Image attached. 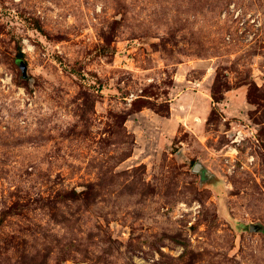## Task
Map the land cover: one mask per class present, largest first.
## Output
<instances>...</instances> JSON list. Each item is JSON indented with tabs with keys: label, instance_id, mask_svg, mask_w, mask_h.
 <instances>
[{
	"label": "rangeland",
	"instance_id": "rangeland-1",
	"mask_svg": "<svg viewBox=\"0 0 264 264\" xmlns=\"http://www.w3.org/2000/svg\"><path fill=\"white\" fill-rule=\"evenodd\" d=\"M0 264H264V0H0Z\"/></svg>",
	"mask_w": 264,
	"mask_h": 264
},
{
	"label": "water",
	"instance_id": "water-1",
	"mask_svg": "<svg viewBox=\"0 0 264 264\" xmlns=\"http://www.w3.org/2000/svg\"><path fill=\"white\" fill-rule=\"evenodd\" d=\"M196 167L199 168L200 167V164H197Z\"/></svg>",
	"mask_w": 264,
	"mask_h": 264
},
{
	"label": "built area",
	"instance_id": "built-area-1",
	"mask_svg": "<svg viewBox=\"0 0 264 264\" xmlns=\"http://www.w3.org/2000/svg\"><path fill=\"white\" fill-rule=\"evenodd\" d=\"M232 151H234V149H232Z\"/></svg>",
	"mask_w": 264,
	"mask_h": 264
}]
</instances>
